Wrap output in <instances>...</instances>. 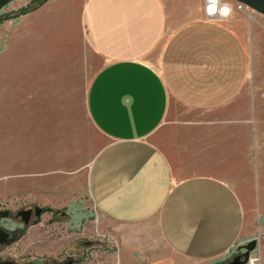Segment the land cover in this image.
I'll list each match as a JSON object with an SVG mask.
<instances>
[{"label": "crops", "instance_id": "obj_1", "mask_svg": "<svg viewBox=\"0 0 264 264\" xmlns=\"http://www.w3.org/2000/svg\"><path fill=\"white\" fill-rule=\"evenodd\" d=\"M11 2L19 9L32 0ZM204 9V0H47L0 23L1 107L21 102L23 111H36V90L50 93L51 58L37 88L36 53L45 52L63 23L68 38L77 22L101 60L85 101L106 142L92 157L86 185L101 217L118 224L111 234L118 264L148 254L152 226L189 264L218 263L237 241L257 237L261 245L264 237V130L255 122L243 132L256 104L236 103L250 66L237 29L242 21L233 14L208 19ZM174 106L178 119L169 124ZM25 123L32 125L30 113ZM47 150L38 147L27 171L3 173L19 177L0 185V199L19 197L26 176L28 197H38L39 160ZM242 169H253L258 191L251 224L225 178Z\"/></svg>", "mask_w": 264, "mask_h": 264}, {"label": "rangeland", "instance_id": "obj_2", "mask_svg": "<svg viewBox=\"0 0 264 264\" xmlns=\"http://www.w3.org/2000/svg\"><path fill=\"white\" fill-rule=\"evenodd\" d=\"M11 6L13 4L9 1L6 7L0 9V23L17 18L10 16L5 20L2 19L3 14L23 7L13 9ZM235 10V13L232 11L228 16L233 14L232 17L242 21L238 23L237 29L250 59L249 75L236 103L250 100L256 104L255 109L248 111L249 126H242V130L249 132L255 122L261 123L264 130V14L250 6ZM65 26L63 23L62 29L55 28L51 32L50 40L42 46L45 52L37 50V88L42 83L40 80L43 72H49L50 58L53 68L50 93L47 90L44 93L42 89L36 90V111H23L21 102L13 106H0V137L6 139L0 144V185L19 177L2 176L4 172L27 171L28 162H33V154L38 156V147L45 145L48 148L45 157L39 160L43 175L37 176L35 183L39 191L38 197H28V178L24 176L26 179L22 181L19 197L0 199V210L7 209L12 215V218L2 223L9 225L17 209L31 205H49L57 213L52 215L50 211H44L40 218H31L29 224L21 227L9 243L0 245V257L13 259L19 264H118V253L115 248L111 250L115 242L111 234L118 224L107 222L101 217L102 214L96 210L90 199L86 185L87 170L92 157L106 142L102 133L92 125L85 101L88 84L94 71L101 66V60L81 36L77 22L71 25L68 38ZM41 56L46 57V64L40 62ZM48 104H51V112ZM174 107L167 119L169 124L178 119L175 112L179 107ZM28 113L32 121L30 127L25 123ZM9 138L14 139V143L8 142ZM152 138L155 142L159 141L157 134H153ZM28 155L30 159L27 161ZM225 178L230 180L239 194L244 205L246 222L251 224L259 214L260 207L257 204L258 191L255 188L253 169L229 170ZM62 210L66 213L64 217L60 213ZM74 215H85L81 225L70 219ZM151 229L153 238L149 243L154 247L148 254L137 256V259H141L131 264H167L166 257L171 264H189L167 248L156 226ZM261 239V245L257 243V248L251 252V256L258 258V264H264V237ZM245 242L246 240L237 241L222 259L230 260V254Z\"/></svg>", "mask_w": 264, "mask_h": 264}, {"label": "water", "instance_id": "obj_3", "mask_svg": "<svg viewBox=\"0 0 264 264\" xmlns=\"http://www.w3.org/2000/svg\"><path fill=\"white\" fill-rule=\"evenodd\" d=\"M9 1L11 0H0V9L3 7H6L9 4ZM242 3H244L246 6H250L253 9L257 10L260 13L264 14V0H239ZM8 210L4 209L0 211V217L4 218L8 214ZM22 211H18V213H21ZM27 214L25 216L24 221L28 223L29 219V213L30 210H23ZM10 231L7 229L0 228V245H4L5 243H8L10 240ZM257 238L253 237L250 239H247L244 244L239 245L238 247L243 248V251H240L239 253L232 256L231 260L227 264H246L248 261V256L250 253L257 248ZM0 264H19L18 262L14 261L13 259H1L0 257ZM219 264H226L224 262H219Z\"/></svg>", "mask_w": 264, "mask_h": 264}, {"label": "flooded vegetation", "instance_id": "obj_4", "mask_svg": "<svg viewBox=\"0 0 264 264\" xmlns=\"http://www.w3.org/2000/svg\"><path fill=\"white\" fill-rule=\"evenodd\" d=\"M23 210H25V211L26 210H30V213L28 214L29 215L28 223H26L24 221L25 216H27V214L25 212H23ZM0 211H2V210H0ZM18 211H22V212L18 213ZM42 213H44V212L41 211V208L38 207L37 205L21 207V208L17 209V211L15 212V214H14L15 216H14L13 220L12 219L10 220V224L9 225H6V224L4 225L2 223V221H5L7 219L12 218V215H10V211H9L6 217H4V218L0 217V228L7 229V230L10 231L9 235H10V240H11L12 238H14V235L16 233H18V231L20 229H22L21 227H23L24 225H28L29 224L31 218L36 220L37 218H40L43 215ZM60 213L62 214L63 217L66 215V213L63 210ZM51 214L55 215V213H51ZM243 250H244L243 248L237 247L236 250L233 251L230 254L229 259L231 260L233 255H235V254H237V253H239L240 251H243ZM230 260H228V261L226 260L225 261L223 259H220L219 262H224V263L227 264ZM219 262L215 263V264H219Z\"/></svg>", "mask_w": 264, "mask_h": 264}, {"label": "built area", "instance_id": "obj_5", "mask_svg": "<svg viewBox=\"0 0 264 264\" xmlns=\"http://www.w3.org/2000/svg\"><path fill=\"white\" fill-rule=\"evenodd\" d=\"M204 13L208 19L221 21L223 18L227 17L235 9H241L246 6L239 0H204ZM211 9H215L212 11ZM258 258L248 256V264H258Z\"/></svg>", "mask_w": 264, "mask_h": 264}, {"label": "trees", "instance_id": "obj_6", "mask_svg": "<svg viewBox=\"0 0 264 264\" xmlns=\"http://www.w3.org/2000/svg\"><path fill=\"white\" fill-rule=\"evenodd\" d=\"M47 2V0H32V2H30L27 6H23L20 10H17L15 12H12V13H8V14H3L2 15V19H8L10 16H17L18 18L28 12V11H32L34 10L37 6L41 5L42 3H45ZM41 211H50L51 213H56L57 210L56 209H53L52 207L50 206H44V208H41ZM73 222H76L77 224L81 225L82 222L84 221L85 219V215H83V217L81 216H71V218ZM92 242V241H91ZM9 243V242H8Z\"/></svg>", "mask_w": 264, "mask_h": 264}, {"label": "snow or ice", "instance_id": "obj_7", "mask_svg": "<svg viewBox=\"0 0 264 264\" xmlns=\"http://www.w3.org/2000/svg\"><path fill=\"white\" fill-rule=\"evenodd\" d=\"M212 11H214L215 9H211Z\"/></svg>", "mask_w": 264, "mask_h": 264}]
</instances>
